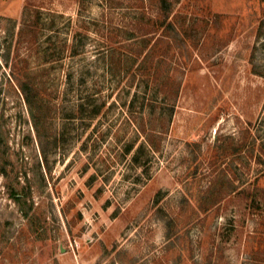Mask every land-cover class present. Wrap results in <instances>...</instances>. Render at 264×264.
I'll return each instance as SVG.
<instances>
[{
    "label": "rangeland",
    "instance_id": "374dc122",
    "mask_svg": "<svg viewBox=\"0 0 264 264\" xmlns=\"http://www.w3.org/2000/svg\"><path fill=\"white\" fill-rule=\"evenodd\" d=\"M0 264H264V0H0Z\"/></svg>",
    "mask_w": 264,
    "mask_h": 264
},
{
    "label": "trees",
    "instance_id": "16d2710c",
    "mask_svg": "<svg viewBox=\"0 0 264 264\" xmlns=\"http://www.w3.org/2000/svg\"><path fill=\"white\" fill-rule=\"evenodd\" d=\"M98 112H99V111H97V113H98ZM97 113H96V114H97ZM136 160L138 161V159H137V158H136ZM14 193H17V192H15V190H14Z\"/></svg>",
    "mask_w": 264,
    "mask_h": 264
},
{
    "label": "built area",
    "instance_id": "2783aa9c",
    "mask_svg": "<svg viewBox=\"0 0 264 264\" xmlns=\"http://www.w3.org/2000/svg\"><path fill=\"white\" fill-rule=\"evenodd\" d=\"M64 199V197H62V200Z\"/></svg>",
    "mask_w": 264,
    "mask_h": 264
}]
</instances>
